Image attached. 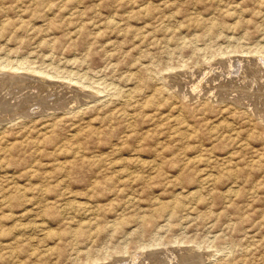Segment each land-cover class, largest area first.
<instances>
[{"label": "rangeland", "instance_id": "1", "mask_svg": "<svg viewBox=\"0 0 264 264\" xmlns=\"http://www.w3.org/2000/svg\"><path fill=\"white\" fill-rule=\"evenodd\" d=\"M263 61L264 0H0V264H264Z\"/></svg>", "mask_w": 264, "mask_h": 264}, {"label": "bare ground", "instance_id": "2", "mask_svg": "<svg viewBox=\"0 0 264 264\" xmlns=\"http://www.w3.org/2000/svg\"><path fill=\"white\" fill-rule=\"evenodd\" d=\"M146 9V8H145ZM113 22V21H112ZM118 21H116V23H117ZM121 25V24H120ZM107 26V25H106ZM109 26V25H108ZM119 26V25H118ZM113 27V26H112ZM117 27V26H116ZM114 28H115V26H114ZM245 56V55H244ZM47 58V57H46ZM237 58V57H236ZM245 57H243L242 59H244ZM233 59V58H232ZM246 59V58H245ZM8 60V59H7ZM23 60V59H22ZM16 61V60H15ZM24 61V60H23ZM23 61L21 62V63H23ZM243 61V60H242ZM251 61V60H250ZM253 61H255V60H253ZM252 61V62H253ZM261 61V60H260ZM4 62V61H3ZM264 62V61H263ZM1 63H2V61H1ZM0 63V64H1ZM16 63V62H15ZM18 63H20V62H18ZM17 63V64H18ZM239 63V62H238ZM246 63V62H245ZM248 63V62H247ZM5 64V66L3 67V68H5L7 65H6V62L5 63H3L2 65H4ZM24 64V63H23ZM231 64V63H230ZM253 65H257V67H258V64H256V62L255 63H252ZM252 64L251 63H248V64H245V65H242V63H240V65L238 66V68H241V69H244V67H245V69L246 70H249V68H251L252 67ZM264 64V63H263ZM14 65V64H13ZM13 65H11V67L13 66ZM233 65V64H232ZM10 66V65H9ZM14 66H16V65H14ZM20 65L18 64V66H16V67H14L15 69H19V68H21V67H19ZM228 66V65H227ZM237 66V65H236ZM250 66V67H249ZM8 67V66H7ZM10 67V68H11ZM254 67V66H253ZM257 67L255 68H251L252 69V71H256L257 70ZM1 68H2V66H1ZM2 68V69H3ZM1 70V69H0ZM6 70V69H5ZM34 71H36L35 69H33ZM32 70V71H33ZM22 71V70H21ZM26 72V71H25ZM38 72V71H37ZM41 72V71H40ZM233 72V71H232ZM245 72H247V71H245ZM8 73V72H7ZM17 73V72H16ZM29 73H30V71H29ZM28 73V74H29ZM42 73H43V71H42ZM210 73V72H209ZM38 74V73H37ZM242 74V73H241ZM12 75V74H11ZM33 75H35V73L33 74ZM2 77H3V75H1ZM50 76V75H49ZM183 76V75H182ZM239 76H240V74H239ZM5 78H3V80H2V78H0V80H2V81H4V79H6V76H4ZM35 77H37L36 75H35ZM8 78V77H7ZM18 78H20L19 76L17 77V78H15V79H18ZM27 78V77H26ZM171 78V77H170ZM241 78V77H240ZM240 78H239V80H240ZM255 78V77H254ZM28 79V78H27ZM33 79H35L34 77H33ZM32 79V80H33ZM50 79V78H49ZM78 79V78H77ZM204 79V78H203ZM19 80V79H18ZM23 80V79H22ZM29 80V79H28ZM27 80V81H28ZM68 80V79H67ZM185 80V79H184ZM209 80H211V78L209 79ZM252 80V79H251ZM14 81V80H13ZM36 81H37V79H36ZM45 81V80H44ZM48 81V80H47ZM199 81V80H198ZM200 81L202 82V80H201V78H200ZM200 81L196 84V86H194L193 88H192V92H196V88L198 87V86H200L199 85V83H200ZM20 82H22V81H20ZM33 82H35V80L33 81ZM38 82H40V81H38ZM228 82V81H227ZM256 82V81H255ZM17 83H19V82H17ZM47 83V82H46ZM182 83V82H181ZM225 83V82H224ZM257 83V82H256ZM255 83V84H256ZM16 84V83H15ZM208 84V83H207ZM76 85H77V82H76ZM234 85V84H233ZM83 86V85H82ZM207 86V85H206ZM232 86V85H231ZM90 87V86H89ZM227 88V87H226ZM257 88H259V87H257ZM261 88V87H260ZM231 89V88H230ZM233 89V88H232ZM246 89V88H245ZM244 89V90H245ZM224 90V89H223ZM252 90V89H251ZM205 91H207V90H205ZM246 91V90H245ZM244 91V92H245ZM255 91H257L258 92V90H255ZM5 92V91H4ZM230 92H231V90H230ZM235 92V91H234ZM260 92V91H259ZM24 93V92H23ZM47 93V92H46ZM219 94L221 93V92H218ZM227 93H229V92H227ZM249 93V92H248ZM22 94V93H21ZM212 94V93H211ZM226 94V93H225ZM234 94V93H233ZM240 94H242V93H240ZM245 94H246V92H245ZM251 95H254V92H252L251 91V93H250ZM257 94V93H256ZM260 94H264V91H262ZM217 95V94H216ZM228 95V94H227ZM238 95V94H237ZM15 96V95H14ZM13 96V97H14ZM28 96V95H27ZM68 96V95H67ZM223 96H225V95H223ZM233 96V95H232ZM240 96H242V95H240ZM4 97V96H3ZM16 97V96H15ZM52 97V96H51ZM259 97H262V96H259ZM88 98V97H87ZM224 98V97H223ZM222 98V99H223ZM235 98V97H234ZM250 98V97H249ZM248 98V99H249ZM26 99V98H25ZM232 99V98H231ZM127 100V99H126ZM238 100V99H237ZM17 101V100H16ZM236 101V100H235ZM241 101V100H240ZM250 102H251V104H252V102H254V101H261V99H259V98H255L254 100H249ZM23 102H26L27 103V101H24L23 100ZM242 102V101H241ZM19 103V102H18ZM42 103V102H41ZM246 103V102H245ZM2 104H5V102H3ZM21 104H22V106H20V108L19 109H17L18 111H20L22 114H28L27 113V111H25L26 110V107H28V106H30L29 104L27 105V104H24V103H22V101H21ZM248 104V103H247ZM9 105V104H8ZM15 105H17V104H15ZM20 105V104H19ZM56 105V104H55ZM72 105V104H71ZM78 105V104H77ZM250 105V104H249ZM248 105V106H249ZM252 106H253V104H252ZM260 106V105H259ZM19 107V106H18ZM5 108V107H4ZM6 108H8V107H6ZM25 108V109H24ZM254 108V107H253ZM257 108V107H256ZM261 108V107H260ZM29 109V108H28ZM251 109V108H250ZM258 109V108H257ZM8 110V109H7ZM16 110V109H15ZM40 110V109H39ZM58 110V109H57ZM260 110V109H259ZM13 111V110H12ZM51 111V110H50ZM8 112V111H7ZM13 112H15L16 113V111H13ZM12 113V112H11ZM56 113V112H55ZM252 113V112H251ZM257 113V112H256ZM262 113V112H261ZM14 114V113H13ZM18 114V113H17ZM264 114V113H263ZM23 116H25V115H23ZM43 116V115H42ZM10 117V116H9ZM2 119V118H1ZM30 120V119H29ZM201 157V156H200ZM222 159V158H221ZM198 161V160H197ZM150 163V162H149ZM146 165H147V163H146ZM205 170V169H204ZM206 170H208V169H206ZM123 171V170H122ZM209 171V170H208ZM121 172V171H120ZM205 174V173H204ZM209 177V176H208ZM210 178V177H209ZM198 190H199V188H198ZM197 191V190H196ZM195 191V192H196ZM199 193V191L198 192H196V194H198ZM192 194V193H191ZM188 195V194H187ZM80 205V204H79ZM78 206V205H77ZM83 206H81V208H82ZM87 210V209H86ZM161 248V247H160ZM157 249V248H156ZM199 250V249H198ZM201 251V250H200ZM181 257V256H180ZM189 257V256H188ZM203 258V257H202ZM160 259V258H159ZM147 262V261H146ZM163 262V261H162ZM164 263V262H163ZM180 264V263H179Z\"/></svg>", "mask_w": 264, "mask_h": 264}]
</instances>
